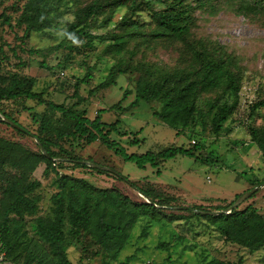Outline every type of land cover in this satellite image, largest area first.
Listing matches in <instances>:
<instances>
[{"label":"trees","instance_id":"16d2710c","mask_svg":"<svg viewBox=\"0 0 264 264\" xmlns=\"http://www.w3.org/2000/svg\"><path fill=\"white\" fill-rule=\"evenodd\" d=\"M65 1L26 0L21 8L16 9L19 14L15 24L23 29L20 39L23 41L31 33L49 28L53 14L59 11L62 4H67ZM207 1L199 0L197 6H202ZM238 1L236 10L241 15L264 12V0ZM121 6L127 7V13L118 22L122 31L112 33V41L104 48V54H119L127 42L148 35L150 41L169 39L182 43L188 54V62L165 67L156 63H123L119 59L92 91L115 84L120 74L138 71L134 100L127 108L138 106L140 101L158 100L161 106L153 111V115L175 129L177 134L179 130L197 122L203 128L209 126L212 133L219 134L224 123L239 106L243 69L237 57L222 45L193 38L195 7L187 0H165L163 7L159 8H154L149 0H90L75 11L73 20L67 23L66 33L71 34L72 39L82 37L84 47H93L96 38L90 32L94 26L93 20L103 15L102 22L107 24L112 19V13ZM142 9L149 11L155 24L147 33L137 17L138 11ZM10 17L1 12V23L11 27ZM28 52L37 51L28 49ZM0 54V104L24 99L21 109L28 114L35 130H30L0 107V113L18 124L22 130L5 121L4 123L20 135L32 136L37 146V150H32L18 141L0 136V254H3V258L8 257L14 264H74L68 254L69 248L74 247L79 259L100 255L102 264H108L117 260L128 242L131 229L141 218L150 222L164 220L168 223L183 220L184 224L190 225L189 229H192L196 221L202 228L215 231L224 241L245 247L250 253L264 246V210L261 212L253 204L249 203L243 208L237 206L227 213L218 214L200 211L225 210L234 201L216 204L212 209L204 208L201 204L177 205V195L168 194L152 182L139 185L118 171L116 173L89 165L86 162H92L90 158L89 161L84 160L65 145L74 140H82L86 145L99 140L124 162H133L138 168H145L147 165L158 168L161 162L177 155L193 157L204 163L213 161L209 154L202 157L196 154L202 148L199 143L188 147L172 145L157 152H128L120 142L111 137L112 132H117L120 136L128 134L119 130L120 120H102L103 113L122 109L120 101L108 108L98 109L93 118L80 107L86 97L80 95L79 89L91 77L89 71L76 80L72 96L77 100L67 105L55 102L49 91L36 90V77L18 70L2 69V59L7 58L2 45ZM65 59L71 60L72 56L68 54ZM15 65L22 67L26 63L19 60ZM40 66L49 68L44 61L40 62ZM204 94H210L211 97L203 107L199 105V100ZM127 95L128 91H124L122 99ZM260 106H264L263 100L250 106L249 118L256 114ZM261 119L262 124H248L247 129L250 140L264 158V113ZM142 141L136 135L128 143L138 144ZM40 164H44L42 177L48 178L53 174L49 185L54 190L49 196L50 205L45 213L40 212L44 197L43 184L34 176ZM78 167H89L99 173H113L126 181L143 200H133L115 187H97L86 178L63 171ZM262 182L264 179L252 187ZM172 206H177V212L166 213L165 209ZM143 231L145 235L146 232ZM197 233L198 231H194V234ZM177 238L181 240L183 237L179 235ZM168 246V242L159 243L161 248ZM131 257L132 255L126 257V260ZM126 263L127 261H121L118 264ZM197 264L229 262L204 257Z\"/></svg>","mask_w":264,"mask_h":264},{"label":"rangeland","instance_id":"374dc122","mask_svg":"<svg viewBox=\"0 0 264 264\" xmlns=\"http://www.w3.org/2000/svg\"><path fill=\"white\" fill-rule=\"evenodd\" d=\"M25 1L0 0V13L10 15L12 23L9 27L0 20V45L7 55V58L2 59V69L18 70L36 77V90L49 91L55 102H64L67 105L77 100L72 96L76 80L89 71L91 77L86 84L80 85L79 93L86 97L80 107L93 118L98 109L108 108L120 101L122 109L103 113L102 120H120L119 130L128 134L120 136L117 132H112L111 137L120 142L128 152H157L172 145L188 147L199 143L202 148L196 154L199 157L209 154L213 161L204 163L193 157L177 155L161 162L158 168L149 165L138 168L133 162H124L99 140L89 145L82 140L66 142V147L73 149L74 153L86 161L90 158L92 162L109 166L139 185L152 182L168 194L177 195V205L201 204L204 208L212 209L216 204L234 201L236 195L250 190L254 187L252 185L264 179V158L250 140L247 129L248 124H262L261 115L264 113V106H260L256 114L249 118L250 106L260 100L264 101V12L241 15L236 10L238 0H208L202 6H197L199 0H187L195 7L196 24L192 29L193 38L218 43L235 55L242 66L243 78L239 106L224 123V128L219 134L212 133L209 126L203 128L199 122L179 130L177 134L175 129L153 115V111L161 106L158 100L140 101L138 106L127 108L134 100L138 71L118 75L115 84L106 89H92L106 77L111 66L119 59L123 63H156L165 67L188 62V54L182 43L169 39L150 41L146 35L127 42L119 54H104V48L112 41V33L118 34L122 31L118 22L127 13V7L121 6L112 13V19L107 24L102 22L103 15L93 20L94 26L90 32L96 38L93 47H84V39H72L66 29L67 23L73 20L75 11L90 0H66L67 4H62L59 11L53 14L49 28L42 32H33L22 41L20 38L23 29L15 24V19L19 14L16 9L21 8ZM149 1L154 8L163 7L165 4V0ZM137 14L139 21L143 23L142 29L146 33L151 31L155 24L149 11L142 9ZM28 49L37 52L29 53ZM68 54L72 59L66 61ZM19 60L24 61L26 65L17 67L15 64ZM41 61L49 68L41 67ZM124 91H128V95L123 100ZM209 97L210 94L202 95L199 105L204 107ZM24 103V99L9 100L2 102L0 107L34 131L28 114L21 109ZM2 118L5 117L0 113V136L37 150L32 136L20 135L5 124ZM136 135L143 139L142 143L129 144L128 140ZM43 167L44 164H40L34 176L43 184L44 197L40 212L45 213L48 211L49 196L54 188L49 185L53 174L48 178L42 177ZM63 171L86 178L97 187H115L133 200H143L126 181L117 178L113 173H99L89 167ZM261 184L263 185L241 203L239 208L250 203L263 212L264 182ZM176 207L166 208L165 212H177ZM189 226L184 224L183 220L168 223L164 220L150 222L141 218L131 229L128 242L120 251L117 260L108 264H118L121 261H127L126 264H197L204 257H215L228 261L229 264H264V246L250 253L245 247L224 241L215 231L202 228L196 221L192 229H189ZM194 231L198 233L194 234ZM179 235L183 237L181 240L177 238ZM162 241L169 243L168 248L159 247ZM68 254L74 264H102L100 255L79 259L78 251L74 247L69 248ZM130 255L131 259L126 260ZM9 263L14 264L8 257L0 259V264Z\"/></svg>","mask_w":264,"mask_h":264},{"label":"water","instance_id":"95a60500","mask_svg":"<svg viewBox=\"0 0 264 264\" xmlns=\"http://www.w3.org/2000/svg\"><path fill=\"white\" fill-rule=\"evenodd\" d=\"M2 120L5 121L6 123L10 124L11 126L15 127V128L22 130V128L18 124H16L15 122H13L11 119H9V118H2ZM84 162H86V161H84ZM86 163L89 164V165H92V166H98V167H101L103 169H107V170H110L112 172H116L115 170H113L110 167L101 166V165L96 164V163H93V162H86ZM262 185L263 184H258L256 186H254L253 188H251L250 190H247L244 193L240 194L234 200V202L227 209H225V210H219V211H200V212H204V213H215V214H218V213H227V212L231 211L232 209L236 208L237 206H239L241 203H243L255 191H257Z\"/></svg>","mask_w":264,"mask_h":264},{"label":"built area","instance_id":"2783aa9c","mask_svg":"<svg viewBox=\"0 0 264 264\" xmlns=\"http://www.w3.org/2000/svg\"><path fill=\"white\" fill-rule=\"evenodd\" d=\"M3 258V254H0V259H2ZM9 264H11V263H9Z\"/></svg>","mask_w":264,"mask_h":264}]
</instances>
